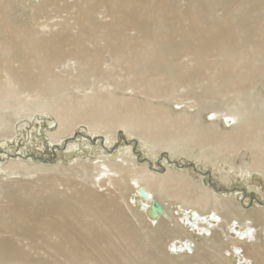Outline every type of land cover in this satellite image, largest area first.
<instances>
[{"label":"bare ground","instance_id":"bare-ground-1","mask_svg":"<svg viewBox=\"0 0 264 264\" xmlns=\"http://www.w3.org/2000/svg\"><path fill=\"white\" fill-rule=\"evenodd\" d=\"M32 106L70 162L0 156V264H264V0H0L3 146ZM243 149L248 190L199 167Z\"/></svg>","mask_w":264,"mask_h":264},{"label":"rangeland","instance_id":"rangeland-1","mask_svg":"<svg viewBox=\"0 0 264 264\" xmlns=\"http://www.w3.org/2000/svg\"><path fill=\"white\" fill-rule=\"evenodd\" d=\"M53 16H54V14H52ZM62 17V16H61ZM51 19H53V21H51ZM55 19V20H54ZM57 21H61V18H50V20H49V22H57ZM128 94H131L130 93V91H128L127 92ZM179 95H184L185 94V90H180L179 91V93H178ZM189 102H193L192 100H189V101H187V100H184V102H180V103H173L172 104V108L174 109V110H176V111H180V110H184L185 108H186V106H187V103H189ZM186 103V104H185ZM29 110V109H28ZM36 110V106H32L31 107V109L28 111V113L25 115V116H22V117H20L19 119H17V120H15V121H13V125L15 124V134H14V136L12 137V139L11 140H8V139H6L8 142V144H6V145H2V141L0 140V156H2V155H8V154H10V155H16V157H17V155H25L26 157H24V159L25 160H29L30 162H32V163H34L35 165H38V164H36L38 161H40L39 159H50L51 158V160H49V161H54V163H49V164H56V163H59V164H61V163H67L68 161H69V159H66V155H64V154H62V153H60V152H57V153H54L55 155H44L43 153H39L38 151H37V148L35 147V146H33L32 147V145L30 146V145H28L30 142H35L36 141V139L34 138V137H32L31 135H32V133H33V131H35V129H37L38 128V126H40L39 128H41V123H43L42 124V127H43V125H44V127L42 128L43 130H45L44 128H46L47 129V127H48V125L50 124V122H56L54 119H51V118H49V116L46 114V115H42V114H40V113H38V112H36V114L35 115H38V117L37 116H35V115H33L32 117H33V120H31V117L30 116H28L29 114H31L33 111H35ZM214 111V112H213ZM215 110H208L206 113H205V115L203 116L204 117V119L209 123V124H213V122H217V124H219L218 126L219 127H221L223 130H227V131H229V132H232V130L229 128V129H225V128H228L227 127V120H229V119H227L226 118V116L224 115V114H217V116H215ZM39 117L41 118V120H39L41 123H39L38 121H36L35 119H39ZM47 121H48V123H47ZM50 121V122H49ZM31 122V123H30ZM37 123V124H36ZM55 124V125H54ZM53 125H54V128H56L57 127V125H58V123L56 122V123H54ZM35 125V126H34ZM56 126V127H55ZM85 126H82V127H79L77 130H76V132H80V133H83V134H85V135H87V136H90V137H92V135L90 134V133H88V130L86 131L85 129ZM33 129V130H32ZM41 129V130H42ZM42 130V131H43ZM85 130V131H84ZM38 132H39V130H38ZM40 135V134H39ZM28 136H29V138H28ZM94 136H100V135H94ZM101 136H103V135H101ZM80 137H82V136H80ZM34 138V139H33ZM95 139V138H94ZM101 139V138H100ZM132 140V139H134L133 137H131V136H125V138L124 139H122L123 141L124 140ZM122 140H121V142H122ZM112 143H113V147H116V148H120V147H124L123 148V151L125 150V148H127L128 149V147L129 146H127L126 145V147H125V145L123 144V142L121 143L120 142V139H118V140H110ZM10 142V143H9ZM99 141H96V143H98ZM122 144V146L120 145V144ZM119 144V145H118ZM26 145H28L29 146V149L27 150L26 148H25V146ZM34 145V144H33ZM115 148V149H116ZM209 148V147H208ZM207 148V149H208ZM65 150V149H64ZM140 150H142V149H140ZM145 150V152H148V150L147 149H144ZM144 150H142V152L144 151ZM31 151V152H30ZM122 151V150H121ZM198 154H199V151H198V149H197V151H196ZM165 154V153H164ZM237 154V155H236ZM64 155V156H63ZM50 156V157H49ZM52 156H53V158H52ZM223 155H216L215 157H213L214 159H215V161H217V160H219L218 162H216L215 163V165L217 166H215L214 165V167H212V166H207V165H205V166H199L202 170H204V172L206 171V172H208V173H210L211 174V176H212V178H213V180H215L216 179V181H218L219 183H220V185L221 186H224V187H231V188H234V186L235 187H237V188H239V187H245V189L246 190H248L247 188L249 187V186H247L246 184H244V182L245 181H242L241 180V172H243V171H250L251 170V168H250V157H249V155H248V153H246V150L245 149H243V150H241V151H239V152H237V153H231V154H228V155H226V157L225 158H223L222 157ZM231 156V157H230ZM4 157V156H3ZM228 157V158H227ZM36 158V159H35ZM182 159V158H181ZM181 159H179V160H181ZM233 159V160H232ZM34 162H33V161ZM175 160L177 161V159L175 158ZM178 160V161H179ZM60 161V162H59ZM190 161L192 162V163H194V164H196L197 163V161L196 160H194L193 158H191L190 159ZM1 162V161H0ZM70 162V161H69ZM183 163V162H182ZM197 165V164H196ZM244 165V166H243ZM182 164L180 165V167H181V169H182ZM234 166V167H233ZM216 167V168H215ZM232 167H233V169H232ZM192 167H190V168H188V170H190L191 171V174L192 175H194V177H196V178H199V176L197 175V173L196 172H194L192 169H191ZM185 169V168H184ZM229 169V170H228ZM221 175H222V177H221ZM251 176V175H250ZM226 177L229 179L228 181H229V184H227V183H224V181L222 180L223 178H225L226 179ZM16 178V177H15ZM222 178V179H221ZM4 180H5V177L3 178ZM13 179V178H12ZM236 179V180H235ZM259 177H255V178H251V179H249V176H248V180L250 181H253V182H255V184L252 182V184L253 185H256V186H259L260 187V190L261 191H263L264 192V181H263V179H259ZM235 180V181H234ZM258 180V181H257ZM242 182V184H240ZM262 182V183H261ZM227 184V185H226ZM262 186V187H261ZM220 190V189H219ZM260 190L258 189V191L260 192ZM220 193H224L225 194V192L223 191H219ZM134 197V196H133ZM258 197L260 198H258L260 201H264V199H262L259 195H258ZM132 198V197H131ZM167 200V199H166ZM167 201H169V200H167ZM240 201H241V199H240ZM177 207V206H176ZM258 210H259V208H257ZM251 220H248V221H246V223H248L249 225L251 224V222H250ZM242 222V221H241ZM238 223L237 221H235V219H234V232L232 233V235L234 236V237H237L238 235H240L239 237L242 239V238H245V237H247V236H249V234H245L246 233V230H244V229H242V228H244L243 226H245V224H243V222L242 223ZM232 227V228H233ZM262 230H264V228H261V231ZM236 231V232H235ZM241 231V232H240ZM244 232V233H243ZM239 233V234H238ZM244 235V236H243ZM193 238H197V239H195V240H201V237H198V236H196V235H194V237ZM181 239H183V238H181V235L180 234H176L175 235V239H171V240H175V241H177V242H180V240ZM235 249H238V248H235ZM166 252L168 253V255H172L170 252H169V250L167 249L166 250ZM227 257V256H226ZM238 258L240 257V255H238L237 256ZM209 260H210V258H209ZM207 261V263L209 264V261L208 260H206ZM234 261V260H233ZM236 264H238V262H235Z\"/></svg>","mask_w":264,"mask_h":264},{"label":"water","instance_id":"water-1","mask_svg":"<svg viewBox=\"0 0 264 264\" xmlns=\"http://www.w3.org/2000/svg\"><path fill=\"white\" fill-rule=\"evenodd\" d=\"M141 194L143 197H145L144 192H142ZM151 208H152V215L153 216H158V215L164 213V209H163L162 205L156 201L152 202Z\"/></svg>","mask_w":264,"mask_h":264}]
</instances>
